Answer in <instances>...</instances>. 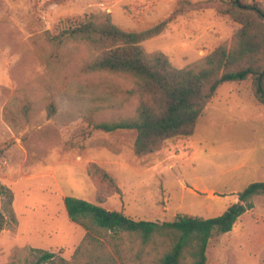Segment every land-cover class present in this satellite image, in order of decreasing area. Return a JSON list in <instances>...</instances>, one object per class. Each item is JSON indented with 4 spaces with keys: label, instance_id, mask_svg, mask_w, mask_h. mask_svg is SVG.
<instances>
[{
    "label": "rangeland",
    "instance_id": "obj_1",
    "mask_svg": "<svg viewBox=\"0 0 264 264\" xmlns=\"http://www.w3.org/2000/svg\"><path fill=\"white\" fill-rule=\"evenodd\" d=\"M181 1L0 0V211L7 217L0 264H40L33 248L74 257L86 229L71 220L65 198L97 201L90 162L122 188L105 207L159 222L219 216L252 182L264 181V103L253 95L251 80L221 83L194 135L138 156L137 130L109 132L90 123L135 114L133 79L87 71L98 54L91 44H57L49 37L64 19L90 13H111L128 31L169 19L163 33L142 45L149 53H166L179 68L232 43L237 22L214 8L174 15ZM248 1L264 7V0ZM253 202L231 231L211 238L206 264H264V196ZM129 252L127 264H136ZM158 255L151 252L143 264H154Z\"/></svg>",
    "mask_w": 264,
    "mask_h": 264
},
{
    "label": "trees",
    "instance_id": "obj_2",
    "mask_svg": "<svg viewBox=\"0 0 264 264\" xmlns=\"http://www.w3.org/2000/svg\"><path fill=\"white\" fill-rule=\"evenodd\" d=\"M66 1L52 0L55 4ZM207 8H214L239 24L232 43L221 44L198 62L181 68L174 66L166 53H149L142 45L145 40L163 33L169 19L142 31L123 29L114 22L111 13L84 14L60 22L49 34L51 40L57 44L68 40L88 42L98 54L85 69L129 76L134 82L130 92L139 98L132 117L118 121L90 120L91 129L137 130L133 149L136 155L145 156L161 150L171 140L194 135L206 107L223 82L251 80L253 95L264 103V7L261 2L182 0L174 15ZM55 111L52 102L49 115ZM4 151L0 147V156ZM88 173L97 185V201L65 198L71 220L86 229L82 243L71 260L53 251L33 248L40 254L37 263L127 264L125 253L130 250L129 257L136 264H143L151 252L159 254L153 259L154 264H206L211 238L231 231L239 217L254 207L253 198L264 196V181L252 182L239 193V203L216 217L180 215L164 222L135 219L103 205L110 196L122 193L115 177L97 162L88 164ZM6 225L7 217L0 211V233Z\"/></svg>",
    "mask_w": 264,
    "mask_h": 264
}]
</instances>
